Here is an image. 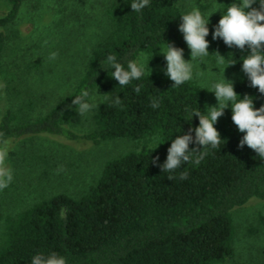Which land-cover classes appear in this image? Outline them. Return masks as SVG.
Returning <instances> with one entry per match:
<instances>
[{
  "label": "trees",
  "instance_id": "1",
  "mask_svg": "<svg viewBox=\"0 0 264 264\" xmlns=\"http://www.w3.org/2000/svg\"><path fill=\"white\" fill-rule=\"evenodd\" d=\"M5 1L0 64L9 39L5 31L23 2ZM133 2L117 0L106 7L107 32L90 52L71 92L38 117H31L30 103L3 112L0 144L34 135L91 144L154 136L156 146H142L106 161L79 197L60 193L5 218L0 207V220L4 219L0 264H31L35 255L52 253L64 257L66 264H224L233 255L232 210L253 198L264 201V158L247 145L238 147L244 133L234 125L232 114L218 131L223 141L217 148L191 144L189 148L198 151L171 172L153 163L159 156L162 165L171 142L199 126V118H191V112L205 115L207 90L192 80L173 86L162 73L145 71L123 87L111 78L109 55L126 70L128 62L137 61L142 53L166 67L162 51L167 43L183 50L188 47L179 31L187 13L172 0H149L141 12H133ZM212 48L239 72L233 84L240 99L248 94L255 98V108L264 105V95L250 86L242 71V60L250 50L229 48L221 39L213 40ZM84 92L87 102L94 93L103 99L93 114V129L81 134L70 127L81 120L73 99ZM153 102L159 107L153 108ZM182 174L186 178L181 179Z\"/></svg>",
  "mask_w": 264,
  "mask_h": 264
},
{
  "label": "rangeland",
  "instance_id": "2",
  "mask_svg": "<svg viewBox=\"0 0 264 264\" xmlns=\"http://www.w3.org/2000/svg\"><path fill=\"white\" fill-rule=\"evenodd\" d=\"M117 0H23L14 21L7 27L6 49L0 64V118L9 108L31 104V117L46 113L50 107L72 91L83 74L90 52L107 32L105 9ZM181 10L189 13L198 8L209 18V55L191 58L184 49V59L191 60L193 78L207 93L208 107L217 106L214 84L223 76L234 83L239 75L225 62L220 63L212 48V32L227 7L239 0H172ZM259 3L253 5L257 8ZM8 10L0 0V16ZM167 49L162 51L164 55ZM58 53L50 59L51 53ZM138 64L145 71L166 75V67L147 54H140ZM6 83L13 91L6 89ZM103 97L94 93L89 103L100 105ZM231 103V102H230ZM98 107L81 114V120L70 129L86 133L93 129V114ZM232 114L225 109L214 127L224 128ZM6 165L12 171V181L0 189V207L3 218L16 215L43 198L60 193L79 197L98 178L104 163L142 146L153 147L157 138L132 141L116 139L99 144L68 142L56 136L34 135L8 140ZM4 147L3 143L0 148ZM0 220V241L4 219ZM235 228L233 255L224 264H264V201L251 199L232 210Z\"/></svg>",
  "mask_w": 264,
  "mask_h": 264
},
{
  "label": "clouds",
  "instance_id": "3",
  "mask_svg": "<svg viewBox=\"0 0 264 264\" xmlns=\"http://www.w3.org/2000/svg\"><path fill=\"white\" fill-rule=\"evenodd\" d=\"M257 2L259 7H253ZM148 5L149 0H134L130 7L133 12H141ZM209 18L205 19L199 9L195 7L191 12L181 17L182 23L179 26V31L183 34V39L191 51V58L209 55L210 44L206 40L209 35ZM212 39L223 40L229 48L236 47L241 51L246 48L250 50V54L242 60V71L250 81V86L258 89L259 93L264 95V0H239L238 3H232L215 26ZM216 54H218L219 62L223 63L224 57L218 52ZM57 55L58 53L53 52L49 58L55 59ZM163 56L166 60V75L174 82L173 86L183 85L193 78L191 60L188 62L183 58V49L167 43V51ZM106 64L113 69L111 78L118 81L122 87L128 85L132 80L140 79L145 73V66L134 60L128 62L126 70L121 63L117 62L114 55L107 57ZM148 65L147 68L151 75L152 70ZM233 65L235 63L230 64V66ZM213 89L212 93L218 101L217 106L208 107V115L193 110L191 118L198 117L199 126L194 129L189 128L187 133L178 135L171 142V147L167 149V159L162 165L158 163L159 156L154 158L153 163L163 172L174 171L180 168L183 163L188 162L191 154L198 151L189 148L193 143L202 146V148L206 146L217 148L221 144L223 140L214 125L218 118L224 115L229 104L234 125L240 133H244L238 147L243 149L247 145L258 156L264 158V105L255 108L253 102L255 98L248 94L240 99L234 90L233 82L224 76L221 82L214 84ZM139 90L137 87L136 91L139 92ZM87 96L88 93L84 92L82 96L73 99V104L79 106L81 114L98 107L87 102L85 99ZM115 102L116 104L121 103L119 98ZM152 107L157 108L159 104L153 102ZM193 132L195 137L192 135ZM2 143L4 147L0 148V189L6 188L13 178L11 169L6 165L9 141L3 140ZM184 178H186V174L181 175V179ZM31 264H66V260L56 253L47 257L37 254L32 258Z\"/></svg>",
  "mask_w": 264,
  "mask_h": 264
}]
</instances>
